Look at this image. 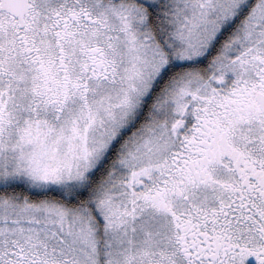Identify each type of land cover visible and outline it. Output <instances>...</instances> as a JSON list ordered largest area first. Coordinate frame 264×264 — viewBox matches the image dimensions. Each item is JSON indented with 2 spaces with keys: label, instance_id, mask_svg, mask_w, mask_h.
Segmentation results:
<instances>
[{
  "label": "snow or ice",
  "instance_id": "1",
  "mask_svg": "<svg viewBox=\"0 0 264 264\" xmlns=\"http://www.w3.org/2000/svg\"><path fill=\"white\" fill-rule=\"evenodd\" d=\"M0 264H264V0H0Z\"/></svg>",
  "mask_w": 264,
  "mask_h": 264
}]
</instances>
